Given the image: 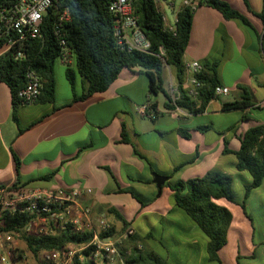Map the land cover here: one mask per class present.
Segmentation results:
<instances>
[{
    "label": "crops",
    "instance_id": "0c3cea01",
    "mask_svg": "<svg viewBox=\"0 0 264 264\" xmlns=\"http://www.w3.org/2000/svg\"><path fill=\"white\" fill-rule=\"evenodd\" d=\"M224 1L247 17L254 29L237 20L225 19L206 4L194 8L184 62L196 61L202 66L216 62L221 86L230 88L228 94L221 95L225 99L221 96L211 99L202 113L193 115L183 109L162 112L164 95L148 91V79L139 68L124 67L106 90L81 100L72 101L70 86L63 84L62 92H58L55 84L52 102L20 104L15 120L9 87L0 81V187L79 189L82 191L79 202L91 208L94 220L104 217L118 231L122 223L116 212L126 221L127 229L145 242V250L154 251L166 264H182L177 252L171 255L173 261L168 253L159 255L155 247L158 244L168 250L170 246L164 247L163 241H174L179 246L182 241L178 237L183 234L189 240L185 246L191 250L200 248L197 224L176 205L169 184L200 177L211 170L231 176L233 170L237 171L236 156L225 153V146L237 150L240 136L249 127L264 123V118L253 117V110L264 109V55L259 41L263 20L260 18L262 29L258 30L249 17L250 13L258 17L263 0L259 10L254 5L251 8V0H241L242 6L236 0ZM156 3L158 6L157 0ZM166 5L175 18L183 2ZM160 11L166 26L172 28L164 11ZM252 52L256 54L254 63H247ZM165 77L167 87L170 83L175 85L173 72L165 73ZM76 79L80 94L84 82L79 75ZM241 87L249 90L254 105L244 111L222 112V102L239 98ZM230 93L233 99L228 98ZM146 103L150 104L152 114L150 110H139ZM200 126L210 128L199 130ZM123 128L128 141L121 140ZM182 130L188 136L181 134ZM52 171L50 179H39ZM237 172L244 177L246 171ZM153 173L167 177L159 192ZM243 179V185L251 181V177ZM165 195L169 198L162 201ZM222 200L226 199H218L216 203L229 209L232 219L218 257L221 264H239V259L255 256L253 220L245 214V204L242 208L237 197V202L226 200L242 210L237 220L232 209L220 203ZM138 218L141 228L133 225ZM207 242L208 238L202 242L203 256L197 255L195 264L200 261L219 264L209 259Z\"/></svg>",
    "mask_w": 264,
    "mask_h": 264
},
{
    "label": "trees",
    "instance_id": "16d2710c",
    "mask_svg": "<svg viewBox=\"0 0 264 264\" xmlns=\"http://www.w3.org/2000/svg\"><path fill=\"white\" fill-rule=\"evenodd\" d=\"M16 0H0V4ZM112 0H59L56 8L49 9L43 16L41 25L42 38L15 44L6 54L0 56V81L10 90L12 99V116L16 120V110L21 104L17 97L18 90L25 83V71L34 70L41 84L38 101L52 102L54 99L55 80L54 64L60 58L62 46L59 41L64 39L65 47L72 57L75 70L66 64L65 78L72 92V101L85 99L87 96L106 90L124 68L137 67L148 79V91L152 95L162 93L165 97L162 112H173L178 107L196 115L202 113L208 102L217 98L215 89L221 86L217 73V63L203 64L202 69L194 74L198 82L195 96L189 93L186 86V69L184 52L189 41L194 8L182 6L175 14L172 28L165 24L162 12L156 0H132L133 13L137 24L142 30L149 46L144 50H126L116 41L113 34L114 16L109 11ZM199 5L206 4L219 11L225 19H233L254 29L251 22L238 10L224 0H204ZM67 10L69 19L58 24L59 12ZM264 19L263 10L257 14ZM57 31V33H55ZM260 50L264 55V32L259 36ZM22 51L16 56V50ZM172 70L175 79V96L166 86L165 71ZM76 74L83 82V90L78 94ZM240 97L221 104L222 112L244 111L252 107L253 101L246 87H241ZM242 118H245L243 116ZM210 126H200L199 130ZM181 134L188 136L187 132ZM121 140L128 141L124 128ZM225 145L227 143L225 142ZM225 153L236 156L237 171H246L251 181L243 185V199L240 202L244 208L245 200L250 192L260 186L264 180V123L249 127L240 136L239 148L231 151L225 146ZM16 158V157H15ZM17 166L19 161L16 158ZM53 171L39 179H50ZM13 185L11 187H15ZM174 191L176 205L188 215L207 236L206 251L212 261L219 264V249L226 242V235L232 215L229 209L216 203L218 199L237 202L229 174L211 170L203 176L169 184ZM144 204L145 202H141ZM122 223V232L127 230V223L115 212ZM36 218V214L22 211H3L0 213V232L17 233L26 244L27 249L38 257L43 252L65 251L69 247L78 248L73 255V264H97L100 255L95 256L96 246L91 243L92 232L77 230L71 223L54 225L50 230L40 233H30L26 230L28 224ZM115 230L109 227L100 237L113 236ZM131 249L120 247L121 264H166V262L150 249L145 250V242L135 234L127 235ZM81 256V260H79ZM19 258L13 254L12 263ZM103 264H107L104 263Z\"/></svg>",
    "mask_w": 264,
    "mask_h": 264
},
{
    "label": "built area",
    "instance_id": "2783aa9c",
    "mask_svg": "<svg viewBox=\"0 0 264 264\" xmlns=\"http://www.w3.org/2000/svg\"><path fill=\"white\" fill-rule=\"evenodd\" d=\"M200 1L204 0H184L183 5L195 8ZM58 2L59 0H16L11 3L0 4V56L6 54L17 43L24 44L25 41L42 38L43 16L49 9L56 8ZM131 3L132 0H112L110 2L109 11L114 16L113 34L122 48L128 51L133 49L144 50L149 46V43L137 24V17L133 13ZM68 19L69 12L67 10L59 12L56 27ZM262 32H264V19ZM59 43L62 46L59 59L65 64H71L72 57L64 46V39H61ZM21 55L22 51L16 50V56ZM185 69L186 75L189 74L187 80L191 85L188 89L189 93L195 96L198 82L194 78V74L202 69V65L194 61L185 64ZM24 77L25 83L18 90L17 97L21 104L37 102L41 92L38 74L32 69H28L25 71ZM175 91V85L170 83V93L173 99L176 98ZM228 92V87L218 86L215 89V96L226 95ZM179 109L177 107L175 110ZM139 110L142 112L144 110L152 111L149 103L140 106ZM85 191L90 192L91 190L86 189ZM81 195L82 191L79 189H41L27 188L22 185L0 187V213L3 211L34 213L36 218L48 222L49 225L50 223L56 226L71 223L77 230L91 231L93 234L91 243L97 248L94 255H100L97 264H103V262L114 264L117 261L123 263L118 249V241L114 240L112 236L100 237V234L106 232L110 227L107 221L101 216L94 220L91 208L79 202ZM132 233L130 229H127L123 235L127 237ZM12 234L15 233H4V241L0 242V248L11 239ZM64 253L66 252H43L41 253V260L49 264H57L56 258ZM0 261L3 263L6 261L2 254H0ZM70 261H72V256H70ZM70 264L73 263L70 262Z\"/></svg>",
    "mask_w": 264,
    "mask_h": 264
},
{
    "label": "rangeland",
    "instance_id": "374dc122",
    "mask_svg": "<svg viewBox=\"0 0 264 264\" xmlns=\"http://www.w3.org/2000/svg\"><path fill=\"white\" fill-rule=\"evenodd\" d=\"M158 1V8L162 9L165 13L166 21H169L170 25L174 26L175 23V18H174V13L172 12L171 8L166 5V2L170 3H176V6L181 4L183 0H157ZM237 2L240 3L242 6V1L241 0H236ZM251 8H253V5L256 6L257 10H259V4L260 0H251ZM236 3V2H235ZM249 17L253 23V25L256 27V29L260 30L262 29V24L260 18L256 17L254 14L250 13ZM252 51V50H251ZM255 52H252V55L247 58V63H254V57H255ZM245 61V63H246ZM70 66L75 70L74 64L71 63ZM66 64L63 63L59 58L55 61L54 64V80L55 84L57 87L58 92H62V85L64 84L65 86H69L68 82L64 76V71H65ZM166 73H171L173 72L170 69H167L165 71ZM76 76H78L76 74ZM259 76V75H258ZM230 89V88H229ZM230 92H232L230 90ZM233 93H230L228 98L233 99ZM221 99H225V96H221ZM254 112V119L259 120L260 118H264V109H255L253 110ZM227 116H232V115H227ZM244 125H250L249 123H245ZM244 177H241L237 171L232 172V187L234 190V193L237 197V200L239 202L242 201L243 199V181L245 179L249 180V174L247 172H243ZM242 173V174H243ZM169 198V196L165 195L161 200L166 201V199ZM222 204H226L229 206L230 209H232L235 219H238V214H240V207L227 202L226 200L220 201ZM245 214L250 217L253 220V226L255 228V235H254V243L256 246L255 250V256L253 258H241L239 259V264H264V182L263 184L252 191V193L249 195V197L245 200ZM241 213L243 214L242 210ZM113 219V218H112ZM116 223V221H115ZM141 219L138 218L136 221L133 223L134 226H138L141 228ZM120 225V224H119ZM162 226V225H161ZM122 228V227H121ZM116 231L115 234L112 236L114 240L118 241V249L120 247H126L128 249H131L132 245H128L127 237H124V231L122 232L121 229ZM195 228L197 232L200 234V240L198 241V245L200 248H195L193 250L189 249L188 246H185V243H188L189 240L182 234V236H179L178 238L182 241V244L179 246L176 245L174 241H169L168 243L163 241L164 247H167V244L169 249L163 248L162 246L160 247L158 244L155 245L156 251L158 252L159 255L165 256L166 253L169 254V256L173 255V253L179 254L180 258H178V261H180L182 264H195V262L199 259L197 255L200 254V258L203 256L201 254L202 250V242L206 240L207 238L205 235L200 231V229L195 225ZM26 230L30 233H40V232H46L50 230V225L48 222H45L39 218H35L32 220L30 224L26 227ZM4 233L0 232V242L4 241ZM171 246L173 248H171ZM79 251L78 248L74 247H69L68 252L64 253L63 255H60L59 257L56 258L57 264H70L72 261H70V256H72L75 253ZM206 254V252H204ZM0 254L5 256L6 261L5 263L0 261V264H49L48 262L42 261L41 254L38 257H34L33 254L27 249L26 244L24 243L23 240L20 239L19 235L17 233L12 234L11 239L7 241L5 244H3V247L0 248ZM13 254L19 255V258L16 259L14 263H12V257ZM192 254V257L189 258V255ZM204 254V256H205ZM171 260L174 261V257H170ZM79 260H81V256H79ZM55 264V263H51ZM114 264H121L119 261L115 262ZM198 264H217L215 262H204L200 261Z\"/></svg>",
    "mask_w": 264,
    "mask_h": 264
},
{
    "label": "water",
    "instance_id": "95a60500",
    "mask_svg": "<svg viewBox=\"0 0 264 264\" xmlns=\"http://www.w3.org/2000/svg\"><path fill=\"white\" fill-rule=\"evenodd\" d=\"M153 176H154L153 180L156 183V186H157L158 192H159L162 184H164V182L167 180V177L163 176L161 174H158V173H153Z\"/></svg>",
    "mask_w": 264,
    "mask_h": 264
}]
</instances>
